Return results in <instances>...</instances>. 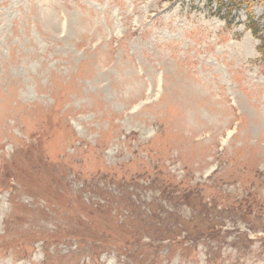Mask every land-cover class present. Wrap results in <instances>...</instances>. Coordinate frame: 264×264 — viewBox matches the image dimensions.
Returning a JSON list of instances; mask_svg holds the SVG:
<instances>
[{"label":"rangeland","instance_id":"374dc122","mask_svg":"<svg viewBox=\"0 0 264 264\" xmlns=\"http://www.w3.org/2000/svg\"><path fill=\"white\" fill-rule=\"evenodd\" d=\"M219 2L0 0V264H264V0Z\"/></svg>","mask_w":264,"mask_h":264},{"label":"trees","instance_id":"16d2710c","mask_svg":"<svg viewBox=\"0 0 264 264\" xmlns=\"http://www.w3.org/2000/svg\"><path fill=\"white\" fill-rule=\"evenodd\" d=\"M218 1H220L219 4H222L223 3V2H221L222 0H218ZM220 6H222V5H220ZM249 27H251L250 30L252 31V34L256 38H258V39L261 40V44H260V47H259V51H260L261 55H263V57H264V38L258 37V29H257L258 27L256 26L255 23H253L251 26L249 25Z\"/></svg>","mask_w":264,"mask_h":264}]
</instances>
